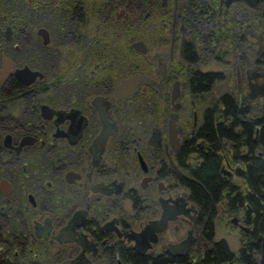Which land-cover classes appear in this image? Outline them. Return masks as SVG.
Listing matches in <instances>:
<instances>
[{"label":"flooded vegetation","instance_id":"obj_1","mask_svg":"<svg viewBox=\"0 0 264 264\" xmlns=\"http://www.w3.org/2000/svg\"><path fill=\"white\" fill-rule=\"evenodd\" d=\"M1 25L0 264L260 254L191 187L212 155L237 181L242 124L264 125V0H0Z\"/></svg>","mask_w":264,"mask_h":264},{"label":"trees","instance_id":"obj_2","mask_svg":"<svg viewBox=\"0 0 264 264\" xmlns=\"http://www.w3.org/2000/svg\"><path fill=\"white\" fill-rule=\"evenodd\" d=\"M18 11V12H17ZM11 26L14 36L22 34V8L14 7ZM7 25H1L3 30ZM260 123L262 120H257ZM251 123L243 122L242 130L237 136V159L239 162L236 173L239 179L220 178L216 174L215 159L212 155L207 159L205 166L193 170L197 184L191 189L201 195L206 209L212 208L215 203L221 202L225 211L236 213L252 227L253 236L264 230V125H260L257 135L252 134ZM242 179V181H241ZM209 199L211 202L209 203ZM252 239L250 234H244L243 240ZM257 241L241 248L235 257L224 254L222 245L206 249L204 260L199 264H264V256L253 254ZM250 248V250H249ZM232 262V263H231Z\"/></svg>","mask_w":264,"mask_h":264},{"label":"water","instance_id":"obj_3","mask_svg":"<svg viewBox=\"0 0 264 264\" xmlns=\"http://www.w3.org/2000/svg\"><path fill=\"white\" fill-rule=\"evenodd\" d=\"M255 2V0H253V3ZM40 29V28H39ZM37 30V32H41L40 30ZM16 73L23 77L25 74H33V71H29V69H27L26 67H23L22 69H17ZM32 76V75H31ZM140 78V75H132L130 77H127L125 79H122L115 87V91L117 94H121V89L126 88L129 89L130 87H132L133 82ZM216 233L218 235V238H224V240L227 242L230 250H235L238 247V243H237V239L236 237L233 235V233H230L226 230L223 229H218L219 224H216ZM258 239L260 240V255H257L258 257L260 256H264V231L262 233H260V235L258 236Z\"/></svg>","mask_w":264,"mask_h":264},{"label":"bare ground","instance_id":"obj_4","mask_svg":"<svg viewBox=\"0 0 264 264\" xmlns=\"http://www.w3.org/2000/svg\"><path fill=\"white\" fill-rule=\"evenodd\" d=\"M20 69H22V68H20ZM30 71V70H29ZM25 75H27V74H25Z\"/></svg>","mask_w":264,"mask_h":264}]
</instances>
